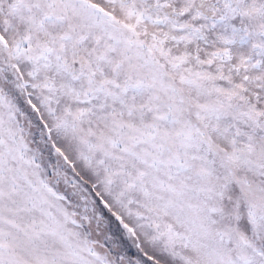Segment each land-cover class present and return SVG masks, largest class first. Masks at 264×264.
I'll return each mask as SVG.
<instances>
[{
    "label": "snow or ice",
    "instance_id": "obj_1",
    "mask_svg": "<svg viewBox=\"0 0 264 264\" xmlns=\"http://www.w3.org/2000/svg\"><path fill=\"white\" fill-rule=\"evenodd\" d=\"M0 264H264V0H0Z\"/></svg>",
    "mask_w": 264,
    "mask_h": 264
}]
</instances>
